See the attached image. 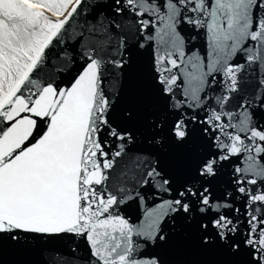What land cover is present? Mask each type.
Listing matches in <instances>:
<instances>
[{
  "label": "snow or ice",
  "instance_id": "1",
  "mask_svg": "<svg viewBox=\"0 0 264 264\" xmlns=\"http://www.w3.org/2000/svg\"><path fill=\"white\" fill-rule=\"evenodd\" d=\"M0 264H264V0H0Z\"/></svg>",
  "mask_w": 264,
  "mask_h": 264
}]
</instances>
